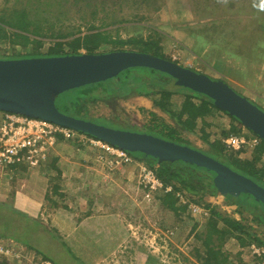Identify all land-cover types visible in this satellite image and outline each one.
<instances>
[{
	"label": "rangeland",
	"instance_id": "obj_1",
	"mask_svg": "<svg viewBox=\"0 0 264 264\" xmlns=\"http://www.w3.org/2000/svg\"><path fill=\"white\" fill-rule=\"evenodd\" d=\"M13 10L24 11L33 19L47 18L46 24L48 26L53 24L55 31H68L80 27L84 34L87 32L85 23L87 26L93 24L97 28L101 25H109L102 28L108 31L113 42L101 47L97 51L99 53H107L113 49H116L114 51H138L131 49L133 44L127 42L130 39L159 40L166 59L211 78L224 81L237 93L264 109V22L261 27L257 20V18L264 19V0H0V14L11 13ZM119 40L126 41V43L118 44ZM56 41L61 40L44 39L42 52L47 53L46 51ZM28 46L29 49L33 45L28 44ZM25 52V47L22 45L0 42V56H14ZM79 52L86 53L84 50H79ZM142 71L135 73L140 76ZM129 76H132V72ZM150 80V83L156 85L159 79L155 77ZM120 81V78L115 77L94 85L78 87L71 92L74 97L70 96L66 105L76 108L75 100L72 98H78L85 91L89 92V97L93 96L94 99L89 100L88 98L83 101L81 116L85 119L122 130L151 132V135L157 134L155 136L159 138L166 135L164 131H159L163 127V122L168 123L177 129V136H180V141L185 146L195 149L199 147L205 150L206 154H211L210 147H207L196 133L183 130L169 113L155 106L149 97L138 95L132 90L125 92L120 87ZM165 85L168 89L173 86L171 90L186 91L176 86L174 82L172 84L171 80H168ZM97 87L98 89H93ZM88 88L94 91H89ZM61 97L56 99L58 108L62 106L59 105ZM182 101L183 94H179L171 100L168 109L177 111ZM151 113H155L156 116ZM222 120L225 122L216 121L215 126L222 123L221 125H225V130H228L230 124L226 123L228 122L226 118ZM217 130L220 131L219 128ZM65 143H68L66 148L56 147L58 153L63 156L61 166L69 172L67 182L80 187V193L66 192L63 200L59 199L58 195L51 194L52 199L59 204L65 203L66 206H70L73 209L72 212L77 215H81L85 208L86 214L87 212L116 214L117 219L123 224L122 239L116 243L113 251L108 253L99 251V254H109L100 264H201L192 250L196 242L193 233L203 230L206 219L190 216L189 212L184 213L180 219H176L159 206L156 197L160 193L154 194L150 199L145 197V191L139 186L138 165L152 168L153 164L156 165L153 162L154 158L141 152H132L131 155L136 159V164L122 165L110 170L102 165H92L88 159L83 158L82 162L80 161L82 157H88L83 156L82 152L90 151V156L96 154L86 148V144L80 147V152L74 140L65 141ZM57 150L51 155L55 156ZM244 151L246 150L240 151L239 154L242 158L246 155ZM78 152L82 154L77 155ZM230 153L232 151L226 150L228 155H225L226 158L231 157ZM219 158L230 165V161L225 157ZM176 160L178 159L168 161L177 162ZM88 166L95 169L90 168L88 172L86 171L87 168L89 169ZM231 166L237 170H246L245 168L240 169L239 166ZM80 171H82L81 177L76 181L75 173ZM97 171L100 173L97 176L99 179H96L94 175ZM106 172H109L110 178L102 176ZM240 194L245 195L246 193ZM74 195H78L76 197L78 202ZM204 197L210 198L208 195ZM47 200L45 198L48 212L50 206L53 207V203ZM214 205L220 207L218 203ZM221 210L231 216L237 215L230 206L228 209L221 208ZM4 217L2 216L4 225L1 227V232L8 235L13 234L14 239L22 244L13 240L14 242H5L8 246L36 245L32 242L42 240V238L45 242L47 241L38 226H36L37 229L23 225L20 226L21 232L13 231L9 218ZM196 224L197 231H192ZM253 225L259 237L264 239V225L254 223ZM56 237V234L50 236V243L54 244L52 242L54 241L56 248L49 249L50 252L57 251V254L61 253L63 256L62 262L52 258L56 264H63V262L65 264L93 263V259L87 256L90 252L88 249L76 252L74 248L66 246L69 245L67 242H60L61 245H58L59 239ZM98 241V237L94 238V244ZM237 246V242L231 239L223 249L233 263H237L240 257L242 264H251L250 253L243 251L239 255L240 249ZM99 249L102 250V248ZM78 253L84 257L79 256ZM32 254L34 251H31ZM10 263L13 262L10 261Z\"/></svg>",
	"mask_w": 264,
	"mask_h": 264
},
{
	"label": "trees",
	"instance_id": "obj_2",
	"mask_svg": "<svg viewBox=\"0 0 264 264\" xmlns=\"http://www.w3.org/2000/svg\"><path fill=\"white\" fill-rule=\"evenodd\" d=\"M257 20L262 27L264 19L257 18ZM47 22V18L33 19L28 13L24 11L18 12L13 10L11 13L3 12V14H0V42L5 41L13 45H22L26 50L24 54L14 56H0V59L7 60L22 59L25 57H59L65 55L81 54L82 52H79V50H84L86 53H99L97 51L101 47L113 42V40L110 39L111 36L109 35L108 31L103 29L109 25H101L97 28L93 24H89L87 26L85 23L84 26H86L87 32L82 34L80 27H75L74 29L68 31H55L53 29V24H49L48 26L46 24ZM44 39H59L61 41L54 42L53 45L49 47L48 51H46L47 53H43L42 47H44ZM127 42H131L133 44V48L131 49H136L138 52L148 53L149 55L152 54L165 58L163 56L159 40L151 38H138L130 39ZM124 43H126V41H118V44ZM28 44H32L33 46L28 49ZM114 50L116 49H113L112 51ZM141 70H143V73L140 72L142 75L139 76L135 73ZM130 72H132V76H129ZM146 72L148 74H146ZM155 77H158L159 79L156 85L149 82L151 81L150 79ZM116 78H120V87L124 89L125 92L132 90L138 95L149 97L152 99L155 106L169 113V115L176 120V123L181 128H183V130L196 133L202 141L210 146L211 154H207L221 162L222 160L219 157L226 158L225 155H227L225 147L221 143L222 137H228L232 134L241 135L244 132L254 135V133L245 128L236 117L216 107L213 100L208 96L176 85L175 79L165 72H161L149 67L139 66L128 68L120 72ZM168 80H171L172 84L174 82L176 86L182 87L186 91L182 92L171 90L173 89V86L171 89H168L165 85ZM94 84H88L85 86ZM75 89L68 90L59 95V98L62 96L59 101V105L62 106H59V108L65 112L61 111L58 107L57 108L64 114L85 119V117L81 116L83 101L87 100L88 98L89 100H93L94 97H89L90 93L85 91L78 98H72L75 100L74 103L76 108L72 107L71 105H66L68 104V100H70L69 97L73 96L71 92ZM93 89L96 90L98 87ZM93 89L88 88L89 91ZM110 93L112 94V91H110ZM179 94H183V101L181 102L180 107L177 109V111L168 109L169 105H171V100H173L176 96H179ZM152 115L156 116L155 113ZM225 118L226 121H228L226 123L230 124L228 130H225V125H221L222 123L217 127L215 126L216 121L225 122L222 120ZM162 126L163 127L160 128L159 131H164L163 133L166 135L160 137L185 145L181 143L180 136H177V129L175 127L164 122ZM218 128L220 129L219 132L217 130ZM243 129H245L244 132L242 131ZM147 134H151V132H147ZM85 135L87 137L95 138L89 134ZM255 136L258 137L256 134ZM258 139L259 143L257 146L244 151L246 155L243 158L239 156L241 152H232L230 153L231 157L226 158L230 161V165H227V162L222 163L226 164L233 170L246 175L264 188V140H262L260 137H258ZM168 160L170 159L165 158L159 160L155 157L153 161L158 164L157 168L155 169L158 178L165 186L172 187L171 192H158L160 194L156 198L159 206L171 213L176 219H180L184 213L188 214V212L190 216H193L188 209V204H185L181 201L180 196H178L179 194L189 202L204 205L209 210V215L203 218L206 219L203 230L198 232L196 228L197 224L194 225L192 229V231H197L196 233H193L196 242L195 248L192 250L194 256L201 264H242V259L240 257H238L239 261L237 263H233L230 260L228 253L225 251V249H223L227 242L231 239H234L237 242V247L240 249L238 252L239 255L243 251L250 253L249 245L253 243L256 244V246L264 248V239L259 237L258 231L253 225V223L256 225H264L263 203L256 200L249 194L241 195L240 193H229L224 195L226 200L225 204L231 206L239 218L231 216L230 214L222 211L218 206L211 207L205 201L204 196L215 195L218 192L213 183L214 173L205 167L192 163L189 164V162L180 159L176 160L177 162ZM57 163L58 159L52 157L51 159L48 158V160L40 167L46 166L49 169L51 168L55 170L57 172L56 178L59 180L61 170L57 166ZM231 165L239 166L240 169L245 168L246 170H237ZM10 168H12V170H16L18 168H21V170H27V168L18 164ZM59 190V183L53 184L52 193L46 194L45 198L51 203L54 201L51 197L52 195H58L59 198L64 199L66 194L60 193ZM189 195L191 196L190 198L188 197ZM53 204L57 206L58 203L54 201ZM65 208H67L66 205ZM18 214V217L21 220L24 219L27 224H30L27 215L23 213ZM42 227L44 229L42 231H48L47 227ZM20 230L22 229L20 228ZM2 235L7 236L6 233H3ZM56 238H58V236ZM28 247L30 248V245H28ZM244 248L246 250H244ZM42 257L50 260L53 263V260L50 259V257ZM251 259V264H253L254 259L252 257Z\"/></svg>",
	"mask_w": 264,
	"mask_h": 264
},
{
	"label": "water",
	"instance_id": "obj_3",
	"mask_svg": "<svg viewBox=\"0 0 264 264\" xmlns=\"http://www.w3.org/2000/svg\"><path fill=\"white\" fill-rule=\"evenodd\" d=\"M165 72L175 84L202 93L216 107L236 117L264 140V109L220 79L211 78L176 62L138 51L81 53L59 57L0 59V111L49 120L129 152L160 159H180L214 173L218 193H246L264 205V188L221 161L195 148L155 135L117 129L62 113L56 99L62 93L116 77L132 67Z\"/></svg>",
	"mask_w": 264,
	"mask_h": 264
},
{
	"label": "crops",
	"instance_id": "obj_4",
	"mask_svg": "<svg viewBox=\"0 0 264 264\" xmlns=\"http://www.w3.org/2000/svg\"><path fill=\"white\" fill-rule=\"evenodd\" d=\"M2 116H3V113L0 111V121H1ZM65 141H69V140H64L62 138L59 139L57 143V148L58 147L61 148V146L66 148V145L69 142L66 144ZM74 141L75 143H77V147L79 146L77 148L78 151H80V147H83L82 145L86 144L85 145L86 148H88L94 153L96 152V154L93 156H90V151L82 152L83 156L86 155L88 157H82V159L80 160L81 162L84 158V159H88V161L90 160L91 161L90 163L92 165H97V166L102 165V167H105V169L106 168L110 169V167L108 166L109 164L107 165V161H109L107 158L108 155H105V153L102 152L101 149L93 147L89 143V141L85 142L84 140H80V139L78 140L74 139ZM206 145L207 147H210L208 144ZM57 148H55L54 151H56ZM196 149H200V148L196 147ZM200 151H203L204 153H206L205 150L203 149H200ZM58 152L59 151L57 150V153L55 156H52L53 154L52 155L50 154L51 157L49 159H51L52 157L58 159L57 166L59 165L58 167L61 170L59 180L57 178H54L57 175L56 174L57 172L55 170L51 168L49 169L46 166L40 167L41 165L38 168H33V169L27 168V170H21V168H18L16 170L13 169L11 174L9 172L0 173V206H6V207H0V212H1L0 214V243L6 244L5 242H14L13 240H15L13 237V234L11 235L7 234V236L2 235L3 233H5V232H1L2 231L1 227L4 225L2 221V216L3 217L5 216L9 218L8 220H10V225H12L11 228L13 231L17 230L18 232H20L21 231L20 226H23V225L33 226L34 228H37V229L39 227L40 228L39 230L41 231L44 230L42 226H45L48 228L47 232L42 231L45 238L47 239L46 242H45V239L42 238V240L40 239V240L32 242V243H36V245H30V248L26 244H23V247L29 250L30 252L29 254H31V251H34L33 256L42 255V256L50 257V259L53 258L55 259V261H61V258L63 257L61 256V253L57 254V251H51V252L49 251V249L51 248L52 250L53 248H56L54 246L56 245L54 241H52L54 244L50 243V240H51L50 236L52 234H56V236H58V239H59L58 245H61L60 242H67L69 245H66V246L70 248H74L76 252L78 250L84 251L85 249H88L90 252L87 254V256L93 259L92 264H100L101 262L105 261V259L109 256V254L108 255L99 254L100 253L99 251H104L107 253L113 251L112 249H114V247L116 246V243H118L122 239L121 237L122 236L121 227L123 225L122 221L120 223V220L117 219L116 214H109V215L106 214L105 215V214H100L98 212H92V213L87 212L86 214L85 213L86 208L84 209V211H82L81 215H77V213L72 212L73 209L70 208V206H67V208H65L64 206L65 203L63 204L58 203L57 206L53 204V207L50 206L49 208L50 210L47 212L48 209H46V206H45V197H46L45 195L52 193L53 184L59 183L60 193H66V192L67 193L74 192L75 194L80 193L79 192L80 187H75L74 184L67 182V179H69L68 177L69 172H67L61 166L63 156H61ZM80 152H78L77 155H79ZM97 153L102 154L100 157L102 161L99 159ZM105 160H106L105 162L106 165H104L105 163L101 164ZM90 168L95 169L93 167H89V169L87 168L86 171L90 170ZM110 170H113V169H110ZM81 172L82 171H80L79 173L78 172L75 173L76 181L80 179ZM98 174H100L98 173V171L94 173V175L96 176L95 177L96 179H99V177H97L99 176ZM102 176L104 177L108 176V178H110L109 172H106V174ZM65 177H68V178L64 179ZM215 195H210V196L208 195V197H210L209 199H206L205 197V201L211 207L216 206L214 205L215 203L214 200H218L217 199L218 197L222 199L223 203L225 201V197L223 195L219 194L218 192ZM74 196H75L74 198L76 199V202H78L79 200L76 198L78 195H74ZM59 199L63 200V198H59ZM223 203H222V206H225L226 204L224 205ZM219 208L221 209L222 207L220 206ZM96 210H99V209H96ZM18 213L20 214L23 213L27 215L29 218L30 224L29 223L27 224L24 219L21 220L18 217L19 216ZM234 217L239 218V216L237 215H235ZM96 237H98L99 241L96 242V244H94L95 243L94 238ZM15 242L17 241L15 240ZM99 248H102V250H100ZM45 251H49L50 254H48L49 252H45ZM78 255L81 257H84V255L80 253H78ZM10 261L13 262L12 264H30L27 261L20 262L19 260L18 261L11 260L9 258H6L0 255V264H11ZM55 261L54 263L56 264ZM63 264L65 263L63 262Z\"/></svg>",
	"mask_w": 264,
	"mask_h": 264
},
{
	"label": "built area",
	"instance_id": "obj_5",
	"mask_svg": "<svg viewBox=\"0 0 264 264\" xmlns=\"http://www.w3.org/2000/svg\"><path fill=\"white\" fill-rule=\"evenodd\" d=\"M61 138L64 140L80 139L85 142L89 141L93 147L101 149L105 155H108L107 158L109 161H107V165L109 164L110 169L137 163H135L136 159L129 151L97 138L87 137L85 134L71 128L61 126L43 118L4 112L0 121V173L9 172L11 174L13 170L10 167L17 164L28 169L38 168L48 160ZM221 141L225 149L232 152L251 149L259 143L258 137L245 132L241 135H229L228 137L222 138ZM97 154L101 160L100 157L102 154ZM105 162L106 160L101 164ZM138 168V183L145 191V197L152 199V196L159 191L166 193L172 191L171 186H165L158 178L155 166L151 168L140 164ZM178 196H180L183 203L188 204V209L193 216L204 218L209 215V210L205 206L189 202L179 194ZM217 199L215 203H218L223 210L229 208V206L222 202L220 197ZM222 203L225 206H222ZM249 249L250 255L254 259L253 264H264V248L256 246L253 243L249 245ZM29 253V250L23 246H8L7 244L0 243V255L6 258L19 260L20 262L27 261L30 264H53L41 255L33 256V254L31 255Z\"/></svg>",
	"mask_w": 264,
	"mask_h": 264
},
{
	"label": "clouds",
	"instance_id": "obj_6",
	"mask_svg": "<svg viewBox=\"0 0 264 264\" xmlns=\"http://www.w3.org/2000/svg\"><path fill=\"white\" fill-rule=\"evenodd\" d=\"M3 112V111H2ZM65 127V126H64ZM74 130V129H73ZM79 132V131H78ZM80 133H82V132H80Z\"/></svg>",
	"mask_w": 264,
	"mask_h": 264
},
{
	"label": "flooded vegetation",
	"instance_id": "obj_7",
	"mask_svg": "<svg viewBox=\"0 0 264 264\" xmlns=\"http://www.w3.org/2000/svg\"><path fill=\"white\" fill-rule=\"evenodd\" d=\"M87 120V119H86ZM249 130V129H248ZM251 132V131H250ZM255 135V134H254Z\"/></svg>",
	"mask_w": 264,
	"mask_h": 264
}]
</instances>
